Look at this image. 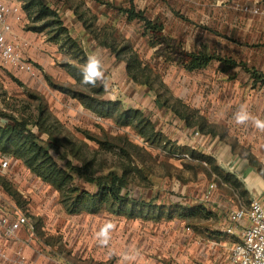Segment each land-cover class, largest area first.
<instances>
[{"label":"rangeland","instance_id":"1","mask_svg":"<svg viewBox=\"0 0 264 264\" xmlns=\"http://www.w3.org/2000/svg\"><path fill=\"white\" fill-rule=\"evenodd\" d=\"M2 1L27 7L22 22L17 24L19 30L25 31L32 25L30 16H34L38 8L36 0ZM43 1L56 11L62 9L64 2ZM73 1L82 3L83 10L89 9L97 15V28L103 25L109 30L116 28L120 40L128 41L134 47L145 65L151 66V82L161 98L174 95L186 99L192 109L208 119L225 145L231 147L233 155L247 159L261 171L260 175H264V126L256 124L257 120L264 122V85H256L247 72V69L254 70L264 76V15L260 10L263 0ZM101 1L107 4H97ZM130 4L149 20L163 23L164 35L179 41L185 51H204L230 58L240 67L223 73L215 62L205 70L189 73L170 63L169 59L168 62L163 58L155 59V50L148 44L144 24L128 22L113 8H129ZM16 39L27 44L25 50L29 47L19 35ZM23 55L25 57L24 51ZM23 74L0 65V127L12 125L3 118L5 115L28 120L38 142L49 150L51 160L59 168L50 165L42 154L26 143L7 135L0 140V145L8 154L18 152L36 169L41 167L45 175L50 172L54 180L59 177L55 180L59 189L42 182L22 162L10 159L9 169L0 173V183L9 191L0 185L5 209L11 214L26 215L34 231L24 228L18 239L6 247L8 260L0 259V264L226 262L237 239L226 235L224 230L231 211L222 210L218 204L226 192L221 187L222 174L215 163L183 160L167 154L160 147L147 145L137 137L139 134L133 126L118 125L114 117L101 119L86 112L78 102L53 91L42 73L34 85L26 83L23 80L26 74ZM75 88L77 92H93L91 88ZM139 90L140 96L147 94L146 89ZM130 95L126 93L124 98L130 100ZM131 104L134 107L140 105L138 100ZM129 106L128 101L123 103V109ZM167 107L156 110L150 104L146 115L175 147L177 143H184L185 134L172 115L165 119L169 114ZM241 112L249 118L238 123L236 116ZM66 161L76 167L85 166L95 176L110 172L125 176L130 195L135 199L152 201L167 209L202 207L203 216L183 219L180 213H166L152 220L131 221L112 215L108 205H102V212L97 215L70 214L68 211L75 204L73 187L92 193L94 185L83 179L74 183L61 175L59 169L65 168ZM211 185L215 186L216 192L214 190L207 200ZM240 203L248 205L244 198ZM20 257L24 258V263Z\"/></svg>","mask_w":264,"mask_h":264},{"label":"crops","instance_id":"2","mask_svg":"<svg viewBox=\"0 0 264 264\" xmlns=\"http://www.w3.org/2000/svg\"><path fill=\"white\" fill-rule=\"evenodd\" d=\"M45 4L50 6L46 2ZM97 4L105 5L107 3H102L101 1ZM82 5V3L75 4L73 0H64L62 9L57 10L59 21L62 23V32L58 31V27H47L40 32H33L28 30V28L25 31H21L18 29L17 24L13 23L14 35H19L23 41L29 43V47L24 50V59L26 58L25 60L33 65L35 70L39 73V76L41 75L40 73H42V78L49 88L59 95L69 97L73 101L78 102L81 108L91 114L95 115L93 108L98 105L99 109H103V103H116L114 118H118L120 111L140 110L144 114V117L149 119L153 124H155V122L146 115V109L151 104V107L154 106L156 110H160V104L166 101L169 114H167L165 119H169L172 115L173 118L181 124L180 126L184 129L183 133L185 134L184 143H177L175 147L172 144L170 145L169 155L178 157V155L182 154L189 155L190 152L204 155L209 153L211 155L209 157L214 160L218 168H220L224 174L228 175L229 178H227V180L220 179L221 187H223L226 192V196L218 201L220 208L222 210L232 211L241 205L240 200H243V198L246 199L248 204L253 199L264 201V178L260 175L261 173L259 174L253 164L247 159H241L233 155L231 147L225 145L226 143L221 139L213 125L209 124L208 119L200 115V112L196 109H192L186 99L184 100L181 97L178 98L173 95V97L160 98L159 101L155 94V90L153 91L135 82L128 75L127 63H132V66L136 65L137 63L134 64L131 58L133 53H136L141 59L138 52L128 41L120 40L116 28L109 30L104 25L105 28L103 26L97 28L96 25L98 24L99 18L91 10H83L84 5ZM113 8H115L116 12H119L121 16L126 18L121 10H119L122 9V7ZM43 22L44 21L37 22L35 26L40 27ZM87 43H89L88 47ZM125 47H127L126 50H124ZM102 54H104V57H101ZM89 56H95L100 60L101 71L103 72L102 79L97 81L95 87L84 85L81 82L83 79L82 68L86 64ZM23 78V80H25L26 83H30V85H34L33 82L36 81L29 75H24ZM49 81L70 88L73 93H71V95L64 94L56 90ZM75 87L84 89L91 88L93 92L90 94L80 90V92H77ZM100 88H102L103 91L98 93L97 89ZM140 88L146 89L147 94L145 95V93H143L142 96H140ZM126 93H128V95L131 94L128 96L131 101L128 98H124ZM73 96L75 98H73ZM140 99H142L141 102L139 101ZM134 100H138L140 104L139 107L132 106L131 103H133ZM126 101H128L130 106L129 108L123 109V103ZM187 108L195 111V116L191 117V121L195 126L190 129L185 126L184 121L177 118L171 112L173 109L182 112ZM202 117L206 119L207 131L210 129L212 132H200L201 137L195 139L192 133L194 130L199 129L200 122H203ZM156 131L159 132L157 125ZM187 135H189L190 138H188ZM221 145H223V148ZM170 150H173L176 154L170 153ZM212 152L215 155H213ZM216 156L218 157L216 158ZM188 161L194 162L192 159ZM227 201L230 202L227 203ZM231 201H233V203H231Z\"/></svg>","mask_w":264,"mask_h":264},{"label":"trees","instance_id":"3","mask_svg":"<svg viewBox=\"0 0 264 264\" xmlns=\"http://www.w3.org/2000/svg\"><path fill=\"white\" fill-rule=\"evenodd\" d=\"M36 6L38 7L35 11L34 16H30V23L32 24L28 27V30L33 32H40L47 27H58V31H63L61 27V22L59 21V15L56 10L52 7L45 4L43 0H36ZM23 11L27 12V7L22 5ZM125 15L128 22L136 21L138 23L144 24L145 36L148 37V44L151 49L155 50L154 58L161 59L163 58L165 61L170 63H174L176 65L181 66L186 72L193 73L199 72L210 67L211 64L217 62L219 64V68L223 73H227L228 71L234 70L240 65L238 62L230 59L224 58L220 56L209 55L204 51H185L181 46L182 44L174 38L167 37L164 35V25L160 21L149 20L142 11H136L134 5L130 4L129 8L119 9ZM44 21L40 27H36L35 24L37 22ZM164 48L163 51L160 52ZM125 47L124 50H126ZM134 64L128 62L127 63V72L128 75L135 81L143 86L148 87L151 90H155V94L160 101L161 95L158 90L154 88V83L151 82V71L149 67L145 65V63L139 58L136 53H133L131 58ZM144 65V66H143ZM242 66V65H241ZM247 72L251 74V79L255 82V84L264 85V76L257 71L248 70ZM15 82L18 83L17 80ZM51 85L58 91L69 94L73 93V91L65 86H61L49 81ZM103 91L102 88L97 89L98 93ZM76 94V93H75ZM77 95V94H76ZM73 98H75L73 96ZM116 103H103V109H99V105L93 108L97 117L101 119H110L116 113ZM168 106L166 101L161 103V107ZM168 108V107H167ZM171 112L180 120L184 121L185 126L190 129L195 126L192 123L191 117L195 116V111L187 108L186 110L179 112L178 110H171ZM194 113V114H193ZM8 121L12 122V125H7L4 128L0 127V140L5 137H12L13 140L24 142L26 145L30 146L32 150L42 154L47 162L50 165L57 166L54 161L51 160L49 156V150L43 147L38 142V136L33 131V129L29 128L28 120H19L12 116H3ZM203 122H200L199 132L210 133L212 132L210 129L207 131L206 119L203 118ZM116 121L121 126H133L137 133V137L143 140V142L147 145L157 146L167 152L169 154V148L171 143L167 141L165 136L159 131H156V125L153 124L149 119L144 117V114L140 110H130V111H120L118 114V118ZM116 122V123H117ZM207 131V132H206ZM51 144H54L53 141H50ZM1 146V145H0ZM49 148H55L51 145H48ZM172 147V146H171ZM172 149V148H171ZM170 153H174V151L170 150ZM0 156L10 158L12 160L20 161L22 164L32 172L37 178H39L42 182L55 187L56 190L59 187L56 185L57 179L54 180L49 173L45 175L43 169L39 167L36 169L30 162H28L22 155L18 152L16 153H7L6 148L0 147ZM189 157L193 161H197L199 164L208 163L209 165L214 164V160L204 154H195V152H190ZM254 166V165H253ZM217 170L219 171L221 178L223 180H227L228 175L224 174L217 165H215ZM57 168H59L57 166ZM42 169V170H41ZM60 174L68 177L71 181L85 180L87 183L94 185L93 191L88 192L86 190L80 191L77 187H73L74 195V205L71 211H68L70 214H88V215H97L102 212V205H108V211L116 216L122 217L126 220H152L155 217L159 218L160 216H164V214L168 213L170 215H175L180 213L181 218L183 219H198L203 216V208H194V209H178L172 208L167 209L166 207H162L161 205H154L151 202H145L139 199H135L131 197L129 191V181L123 175H118L115 172H110L104 176H95V174L88 171L85 166L76 167L70 161H66V165L64 169H59ZM258 170V169H257ZM259 173L261 171L258 170ZM264 178V175H263ZM0 185L4 188V190L8 191L6 187L3 186L1 182ZM9 192V191H8ZM84 206L82 207V205ZM177 207V206H176ZM158 216V217H157Z\"/></svg>","mask_w":264,"mask_h":264},{"label":"built area","instance_id":"4","mask_svg":"<svg viewBox=\"0 0 264 264\" xmlns=\"http://www.w3.org/2000/svg\"><path fill=\"white\" fill-rule=\"evenodd\" d=\"M264 15V0L260 4ZM22 5H10L0 0V65L17 73H24L33 79L39 73L33 65L24 59L23 51L26 43H19L13 33V23L19 24L23 20ZM192 136L197 139L200 132L196 129ZM179 158L191 160L189 155H178ZM10 158L0 157V173L9 169ZM215 186L211 185L206 195L210 199ZM5 199L0 190V259H7L6 247L18 239L23 228L34 231L30 219L20 213H9L5 209ZM190 229H188L189 231ZM226 235L235 237L228 258L224 264H264V201L253 199L248 205H240L233 209L224 228ZM22 263L24 258L20 257Z\"/></svg>","mask_w":264,"mask_h":264},{"label":"clouds","instance_id":"5","mask_svg":"<svg viewBox=\"0 0 264 264\" xmlns=\"http://www.w3.org/2000/svg\"><path fill=\"white\" fill-rule=\"evenodd\" d=\"M82 84L96 86L97 81L101 80L103 77V72L101 71V62L95 56H89L86 64L82 68ZM248 115L244 112L238 113L236 116L238 123H243L248 119ZM258 126H264V122L259 120L256 121ZM104 233H101L103 235Z\"/></svg>","mask_w":264,"mask_h":264}]
</instances>
